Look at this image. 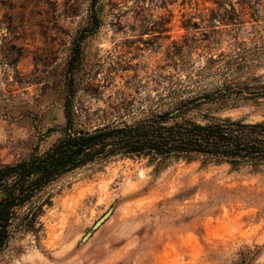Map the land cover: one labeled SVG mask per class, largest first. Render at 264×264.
Instances as JSON below:
<instances>
[{"label": "rangeland", "instance_id": "rangeland-1", "mask_svg": "<svg viewBox=\"0 0 264 264\" xmlns=\"http://www.w3.org/2000/svg\"><path fill=\"white\" fill-rule=\"evenodd\" d=\"M175 74L190 95L235 90L213 116L264 121V0H0V163L58 140L71 76L93 127L117 103L145 106ZM41 198L0 264H264V165L116 156Z\"/></svg>", "mask_w": 264, "mask_h": 264}, {"label": "trees", "instance_id": "trees-1", "mask_svg": "<svg viewBox=\"0 0 264 264\" xmlns=\"http://www.w3.org/2000/svg\"><path fill=\"white\" fill-rule=\"evenodd\" d=\"M223 3L237 13L234 2ZM239 5L245 10L249 2L241 1ZM224 9L227 10L225 6ZM92 16L94 28L98 20ZM231 19L227 17L225 24L233 23ZM159 78L162 90L153 98L148 95L145 106L117 103L109 112L112 120L93 127L88 126L90 108L76 105L74 77L68 79L66 122L58 140L46 151L33 152L19 162L0 163V251L12 238L18 220V227L34 229L44 206L49 205L48 200L41 198L45 188L71 172L116 156L264 165V121L248 123L211 114L215 110L213 105L226 104L236 94L230 85L190 95L189 91L175 86L183 81L182 75H160ZM256 90L254 96L264 97V84H259ZM137 113V118L127 120Z\"/></svg>", "mask_w": 264, "mask_h": 264}, {"label": "water", "instance_id": "water-1", "mask_svg": "<svg viewBox=\"0 0 264 264\" xmlns=\"http://www.w3.org/2000/svg\"><path fill=\"white\" fill-rule=\"evenodd\" d=\"M105 219H106V217H104L100 221H98L94 228H98L105 221Z\"/></svg>", "mask_w": 264, "mask_h": 264}]
</instances>
